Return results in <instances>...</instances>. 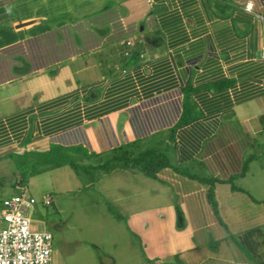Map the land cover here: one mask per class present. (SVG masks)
Masks as SVG:
<instances>
[{
    "label": "crops",
    "instance_id": "obj_1",
    "mask_svg": "<svg viewBox=\"0 0 264 264\" xmlns=\"http://www.w3.org/2000/svg\"><path fill=\"white\" fill-rule=\"evenodd\" d=\"M135 1L0 0V165L85 149L77 198L111 216L97 264H264V0H140L137 32L100 23ZM94 18L106 32L77 44ZM149 149L156 178L99 168Z\"/></svg>",
    "mask_w": 264,
    "mask_h": 264
},
{
    "label": "rangeland",
    "instance_id": "obj_2",
    "mask_svg": "<svg viewBox=\"0 0 264 264\" xmlns=\"http://www.w3.org/2000/svg\"><path fill=\"white\" fill-rule=\"evenodd\" d=\"M143 9V3L136 0L128 11L116 10L99 16L100 23L112 24L114 34L118 37L131 35L139 29L136 22ZM98 19L86 20L77 25V35L72 34L77 44L82 42L87 47L96 35L106 32L101 29L102 26L96 25ZM16 171L15 163L0 165V201L19 194L22 188L38 200L31 228L33 231H48L52 234V264H97L98 259L93 256V248L88 246L89 241L96 236L103 234L108 238L111 235L107 229L99 232L101 234L93 229L97 220L111 218L107 214L105 203L84 195L77 198V173L69 167L27 177L23 184L19 182L20 174ZM46 194L53 198V203L49 206L40 203L41 197ZM104 223L107 225L105 221Z\"/></svg>",
    "mask_w": 264,
    "mask_h": 264
},
{
    "label": "built area",
    "instance_id": "obj_3",
    "mask_svg": "<svg viewBox=\"0 0 264 264\" xmlns=\"http://www.w3.org/2000/svg\"><path fill=\"white\" fill-rule=\"evenodd\" d=\"M261 59L264 62V50ZM40 203L49 206L53 198L43 195ZM37 204L24 188L1 202L0 264H52V234L31 228Z\"/></svg>",
    "mask_w": 264,
    "mask_h": 264
},
{
    "label": "trees",
    "instance_id": "obj_4",
    "mask_svg": "<svg viewBox=\"0 0 264 264\" xmlns=\"http://www.w3.org/2000/svg\"><path fill=\"white\" fill-rule=\"evenodd\" d=\"M193 116L194 114L191 111L187 92L183 101V111L177 125L180 126L187 123ZM86 155L87 152L85 149L79 146L64 147L60 145H51L50 149L44 153L26 152L22 155H10L9 157L14 161L17 171L20 174L19 182L23 184L26 179H28L27 177H32L63 166H68L75 172L83 170L84 168L80 167L77 163L80 158ZM113 161L116 163L113 164ZM169 166L168 160L164 154L149 149L139 153L136 157H129L125 154H121L115 157L111 162L109 161L101 165L99 168L105 170L113 169L114 167H120L122 169H139L144 175L156 178L160 170ZM208 201L211 206L215 208L212 194H209Z\"/></svg>",
    "mask_w": 264,
    "mask_h": 264
}]
</instances>
